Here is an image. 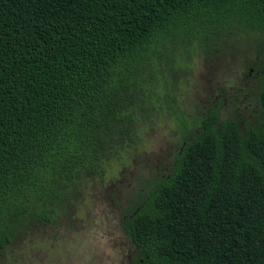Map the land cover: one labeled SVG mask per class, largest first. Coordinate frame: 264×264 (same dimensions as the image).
<instances>
[{
  "label": "trees",
  "instance_id": "1",
  "mask_svg": "<svg viewBox=\"0 0 264 264\" xmlns=\"http://www.w3.org/2000/svg\"><path fill=\"white\" fill-rule=\"evenodd\" d=\"M241 34L264 40V0H0V256L147 133L138 81L160 46ZM252 67L263 116L244 131L219 118L220 100L176 116L172 164L123 219L132 264H264V63Z\"/></svg>",
  "mask_w": 264,
  "mask_h": 264
},
{
  "label": "rangeland",
  "instance_id": "2",
  "mask_svg": "<svg viewBox=\"0 0 264 264\" xmlns=\"http://www.w3.org/2000/svg\"><path fill=\"white\" fill-rule=\"evenodd\" d=\"M167 45L159 47L160 58L145 72L149 83L138 81L151 108L152 125L142 129L147 133L108 161L101 174L83 175L45 212L29 217L3 250L0 264H132L135 249L123 219L172 164L184 132L176 116L184 114L190 123L217 100L219 118L238 120L241 131L244 123L263 116L252 67L264 63L260 35L213 40L207 47L197 39L188 46ZM132 92L130 87L124 103L138 100Z\"/></svg>",
  "mask_w": 264,
  "mask_h": 264
}]
</instances>
